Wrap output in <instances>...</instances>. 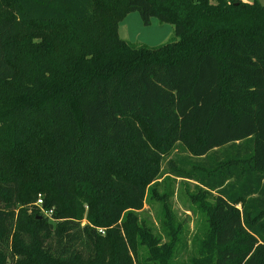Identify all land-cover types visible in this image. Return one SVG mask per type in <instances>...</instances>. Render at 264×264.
<instances>
[{"label": "trees", "instance_id": "16d2710c", "mask_svg": "<svg viewBox=\"0 0 264 264\" xmlns=\"http://www.w3.org/2000/svg\"><path fill=\"white\" fill-rule=\"evenodd\" d=\"M164 172L207 190L187 262L137 213ZM0 264H264V3L0 0Z\"/></svg>", "mask_w": 264, "mask_h": 264}, {"label": "rangeland", "instance_id": "374dc122", "mask_svg": "<svg viewBox=\"0 0 264 264\" xmlns=\"http://www.w3.org/2000/svg\"><path fill=\"white\" fill-rule=\"evenodd\" d=\"M260 1L264 3V0ZM119 34L132 44H145L150 47L178 38L172 23L162 22L157 17H153L150 24H145L139 11H130L126 14L120 23ZM187 154L180 149L175 151L171 157H182ZM163 167L167 170L166 161ZM155 189L156 193H149L144 207L137 212L139 218L147 223L155 234L167 239L162 223L167 214L166 210H171L183 230V243L177 260L187 262L197 254L199 244L208 229L206 217L194 201L196 194L201 193V189H205L195 181L176 177L166 172L158 180ZM208 201H213L211 196ZM145 254L146 248L140 246L138 257L142 258Z\"/></svg>", "mask_w": 264, "mask_h": 264}, {"label": "built area", "instance_id": "2783aa9c", "mask_svg": "<svg viewBox=\"0 0 264 264\" xmlns=\"http://www.w3.org/2000/svg\"><path fill=\"white\" fill-rule=\"evenodd\" d=\"M41 202H42V200L39 199L38 203H41ZM51 213H52V210H51V211H48V212L45 211V214H46V215H50ZM100 231H101L102 233H104V230H103V229H101Z\"/></svg>", "mask_w": 264, "mask_h": 264}, {"label": "crops", "instance_id": "0c3cea01", "mask_svg": "<svg viewBox=\"0 0 264 264\" xmlns=\"http://www.w3.org/2000/svg\"><path fill=\"white\" fill-rule=\"evenodd\" d=\"M243 1H248V2H252V0L250 1V0H243Z\"/></svg>", "mask_w": 264, "mask_h": 264}]
</instances>
